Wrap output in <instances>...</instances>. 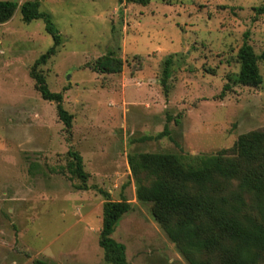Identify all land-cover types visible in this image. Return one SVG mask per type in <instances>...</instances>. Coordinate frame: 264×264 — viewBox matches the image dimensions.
Listing matches in <instances>:
<instances>
[{
    "label": "rangeland",
    "instance_id": "374dc122",
    "mask_svg": "<svg viewBox=\"0 0 264 264\" xmlns=\"http://www.w3.org/2000/svg\"><path fill=\"white\" fill-rule=\"evenodd\" d=\"M39 1L64 39L39 70L63 93L71 127L30 74L53 38L42 18L27 23L18 9L0 23V264L104 263L101 190L130 203L112 234L125 244L129 264H189L152 204L137 199L128 155L187 159L230 149L240 134L264 129V61L258 86L229 82L240 69L245 32L255 52L264 51V13L256 11L264 0ZM109 50L123 58L122 72L93 69ZM137 54L142 66L133 71ZM166 125L169 135L143 139ZM69 149L82 155L86 187L68 170Z\"/></svg>",
    "mask_w": 264,
    "mask_h": 264
},
{
    "label": "trees",
    "instance_id": "16d2710c",
    "mask_svg": "<svg viewBox=\"0 0 264 264\" xmlns=\"http://www.w3.org/2000/svg\"><path fill=\"white\" fill-rule=\"evenodd\" d=\"M123 2V0H119ZM147 4L149 0H127ZM39 0H0V23L10 20L19 9L23 21L29 23L42 18L46 31L52 36V46L41 54L31 67L41 97L56 102L59 119L70 130L71 115L64 107L61 91H52L46 76L39 70L56 54L63 43V35L51 15L42 11ZM264 13V5L256 8ZM249 33L238 50L240 69L229 75V82L249 86L262 83L258 61H264V51L257 54L248 41ZM175 54L164 59L161 83L168 86ZM133 71L141 69L143 56L134 57ZM100 73H119L123 58L113 50L98 57L92 64ZM229 82L221 94L229 89ZM168 125L156 136L169 135ZM172 138V136H170ZM67 167L73 177L86 187L87 173L82 155L73 149ZM128 164L135 182L136 197L151 203L154 219L165 231L189 264H264V129H256L238 136L230 149L215 153L184 156L170 152H135L128 155ZM103 203V221L99 244L104 251L102 264H129L126 246L112 234L119 219L130 210L126 199L112 200L109 192ZM35 264H51L37 259Z\"/></svg>",
    "mask_w": 264,
    "mask_h": 264
}]
</instances>
